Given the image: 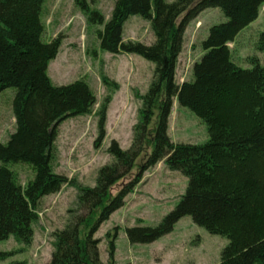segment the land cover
Returning a JSON list of instances; mask_svg holds the SVG:
<instances>
[{"label":"trees","instance_id":"16d2710c","mask_svg":"<svg viewBox=\"0 0 264 264\" xmlns=\"http://www.w3.org/2000/svg\"><path fill=\"white\" fill-rule=\"evenodd\" d=\"M45 1L0 0V93L9 87L16 89V127L8 141L0 143V242L13 236L30 244L41 199L64 185L76 186L78 211L84 213L54 233L51 264H105L94 234L125 204L143 172L164 160L170 169L187 176L186 191L157 226L127 228L129 241L154 242L189 215L210 233L228 238L218 264H264V65L253 57L252 68L239 66L230 47L238 34L259 18L264 0H116L109 20L87 0H75L90 24L103 25L97 31L102 51L135 53L156 65L154 80L141 96L143 107L131 148L125 150L112 140L108 152L114 162L100 168L93 187L80 185L53 169L57 127L70 117L90 114L96 96L84 79L64 85L52 81L49 65L63 39L61 35L45 39ZM207 8H220L228 20L210 28L202 42L205 54L195 62L192 79L179 84L175 70L186 27ZM133 15L151 22L154 43L124 40V25ZM258 49L264 52V32ZM102 80L118 88L107 76ZM174 98L206 123L210 135L206 143L171 140L168 122ZM111 100L108 95L98 111L97 148L106 136ZM155 116L150 153L136 177L113 195L112 187L131 172L143 153ZM17 163L34 171L25 185L11 168ZM10 254L0 250V260ZM114 254L115 242L111 241L107 264H119Z\"/></svg>","mask_w":264,"mask_h":264},{"label":"rangeland","instance_id":"374dc122","mask_svg":"<svg viewBox=\"0 0 264 264\" xmlns=\"http://www.w3.org/2000/svg\"><path fill=\"white\" fill-rule=\"evenodd\" d=\"M87 1L91 8L100 10L106 20L110 19L116 0ZM165 1L171 3L175 0ZM42 17L46 25L45 39L51 40L58 35L63 39L57 57L49 65V75L54 84L64 85L84 79L96 96V104L90 114L70 117L57 127L53 169L75 179L80 185L93 187L100 168L114 162L108 152L112 140L125 150L131 148L134 126L140 120L143 107L141 96L148 92L154 80L156 65L135 53L102 51L97 31L103 29V25L90 24L75 0H46ZM227 20L220 8H207L189 21L175 70L177 83L192 79L195 62L205 54L202 42L210 28ZM262 32L264 5L259 18L230 44L232 59L239 66L252 68L250 59L253 57L259 58L264 65V52L258 49ZM123 38L149 45L154 43L155 34L150 21L133 15L124 25ZM102 76H107L111 83H117L118 88L106 85ZM15 94L13 87L0 93V143L5 144L16 127ZM108 95H112V100L106 112V136L97 148L98 111ZM156 119L155 116L150 125L143 153L131 172L112 187L113 195L136 177L150 153L151 131ZM168 134L175 143L204 144L210 138L206 123L189 108L181 106L177 98L173 99ZM11 168L18 172L22 185L34 177V171L27 164L17 163ZM187 186V176L170 169L164 160L147 168L140 182L126 196L125 204L114 211L94 234L99 241L101 260L105 264L110 261V243L113 241L114 260L119 264H218L229 243L228 238L210 233L189 215L181 218L170 233L154 242L133 244L128 239L127 228L157 226L177 206ZM78 194L76 186L64 185L59 191L44 196L37 208L38 219L33 223L31 243H21L13 236L1 241L0 250L11 254L0 260V264H51L54 233L64 229L76 215L84 213V210L78 211Z\"/></svg>","mask_w":264,"mask_h":264}]
</instances>
